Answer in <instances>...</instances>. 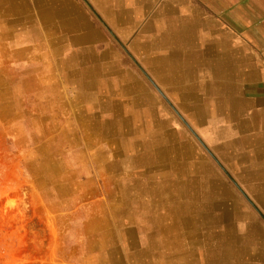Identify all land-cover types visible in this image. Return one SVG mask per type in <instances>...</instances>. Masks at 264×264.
<instances>
[{"label": "rangeland", "instance_id": "rangeland-1", "mask_svg": "<svg viewBox=\"0 0 264 264\" xmlns=\"http://www.w3.org/2000/svg\"><path fill=\"white\" fill-rule=\"evenodd\" d=\"M118 2L0 0V264H207L212 238L182 254L199 208L180 203L207 191L134 172L166 136L204 151L222 210L261 219L132 57Z\"/></svg>", "mask_w": 264, "mask_h": 264}, {"label": "crops", "instance_id": "crops-1", "mask_svg": "<svg viewBox=\"0 0 264 264\" xmlns=\"http://www.w3.org/2000/svg\"><path fill=\"white\" fill-rule=\"evenodd\" d=\"M118 6L131 15L118 30L132 32L127 44L134 60L263 216L252 205L260 221L252 211L221 209L220 178L188 135L166 136L134 172L163 177L156 189L207 191L208 199L193 194L180 201L199 208L192 218L182 215L194 227L186 236L198 242L182 254L204 255L212 238L207 264H264V0H119ZM178 173L186 174L179 186L167 182Z\"/></svg>", "mask_w": 264, "mask_h": 264}, {"label": "water", "instance_id": "water-1", "mask_svg": "<svg viewBox=\"0 0 264 264\" xmlns=\"http://www.w3.org/2000/svg\"><path fill=\"white\" fill-rule=\"evenodd\" d=\"M152 83L154 84V86L156 87V89L159 91V93L165 98V100L172 106V108L175 110V112L180 116V118L182 119V121L190 129V131L194 134V136L201 142V144L204 146V148L207 150V152L214 158V160L217 162V164L224 170V172L227 174V176L230 178V180L234 183V185L240 190V192L243 194V196L246 198V200L262 215V213L256 207V205L254 204V202L250 199V197L246 194V192L240 187V185L238 184V182L229 174V172L224 168V166L214 156V154L207 148V146L203 143V141L200 139V137L197 135V133L193 130V128L188 124V122L178 112V110L174 107V105L168 100V98L163 93V91L153 81H152Z\"/></svg>", "mask_w": 264, "mask_h": 264}, {"label": "bare ground", "instance_id": "bare-ground-1", "mask_svg": "<svg viewBox=\"0 0 264 264\" xmlns=\"http://www.w3.org/2000/svg\"><path fill=\"white\" fill-rule=\"evenodd\" d=\"M69 6V5H68ZM109 6H111V5H109ZM133 7V6H132ZM18 9V8H17ZM21 11V10H20ZM51 13V12H50ZM109 72V71H108ZM100 83V82H99ZM164 83V82H163ZM256 154V153H255ZM225 194H228V192L227 193H225ZM116 243V242H115Z\"/></svg>", "mask_w": 264, "mask_h": 264}]
</instances>
